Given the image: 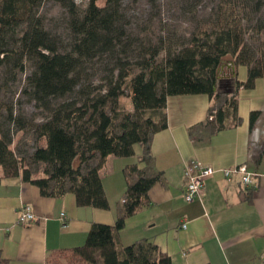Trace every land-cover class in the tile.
I'll return each mask as SVG.
<instances>
[{
  "label": "trees",
  "instance_id": "obj_1",
  "mask_svg": "<svg viewBox=\"0 0 264 264\" xmlns=\"http://www.w3.org/2000/svg\"><path fill=\"white\" fill-rule=\"evenodd\" d=\"M43 1L0 0V70L14 79L30 66L21 92L46 112L27 126L12 104L0 102V178L20 177L43 196L71 193L77 206L107 208L100 168L109 155L131 156L135 144L144 148L142 161L149 159L153 134L167 127L168 96L206 94L213 105L204 124L219 130L238 122L237 90L253 88L264 76V41L254 49L246 42L249 30L264 32V0H211L214 7L186 38L156 43L127 33L122 0H105L104 6L88 0L81 10L71 0H57L68 9L73 37L64 48L43 22ZM227 56L236 69L245 67L246 78L238 81L235 71L232 88L222 92L217 72ZM123 96L127 108L120 105ZM259 115L250 113V129ZM6 122L35 135L38 144L27 157L11 148ZM124 174L114 224L93 223L83 245L52 252L46 264H172L149 241L120 244L125 218L149 204L148 190L161 176L137 164Z\"/></svg>",
  "mask_w": 264,
  "mask_h": 264
},
{
  "label": "crops",
  "instance_id": "obj_2",
  "mask_svg": "<svg viewBox=\"0 0 264 264\" xmlns=\"http://www.w3.org/2000/svg\"><path fill=\"white\" fill-rule=\"evenodd\" d=\"M245 67L236 69L244 81ZM238 122L219 130L204 124L213 99L206 94L171 95L167 127L153 134L149 159L135 144L126 157L109 155L99 170L107 208L77 206L74 196L41 195L20 177L0 178V264H46L47 255L83 245L93 223L113 225L126 189L124 170L137 164L160 180L148 190L149 204L125 218L118 232L123 246L149 241L172 264H260L264 252V76L253 88L237 90ZM258 111L252 129L249 115ZM196 160L214 169L194 201L182 197L183 168ZM245 164L250 183L223 169ZM1 175V168H0ZM134 179V177H133ZM31 207L35 221L16 223L17 209ZM64 215V225L60 214ZM185 222V228L181 224Z\"/></svg>",
  "mask_w": 264,
  "mask_h": 264
},
{
  "label": "rangeland",
  "instance_id": "obj_3",
  "mask_svg": "<svg viewBox=\"0 0 264 264\" xmlns=\"http://www.w3.org/2000/svg\"><path fill=\"white\" fill-rule=\"evenodd\" d=\"M81 10L88 0H71ZM104 6L105 0H95ZM211 0H122V25L127 33L138 38L156 43L160 38L176 40L184 39L196 29L201 19L214 7ZM39 13L46 28L54 35L61 48L72 42V34L67 27L68 9L57 0H44ZM264 41V32L251 30L246 35V42L253 49ZM30 71L27 66L24 72H17L14 79L12 73L0 70V102L12 104L14 114L20 122L27 126L31 121L40 122L46 112L38 107L28 96L22 94L25 87V76ZM236 67L230 56L224 57L218 68V88L225 92L232 88ZM120 105L129 107L127 96L120 98ZM11 134V148L20 156L27 157L37 146L35 135L28 129H19L18 125L5 123ZM42 165L39 166V171ZM40 175V173L38 174Z\"/></svg>",
  "mask_w": 264,
  "mask_h": 264
},
{
  "label": "built area",
  "instance_id": "obj_4",
  "mask_svg": "<svg viewBox=\"0 0 264 264\" xmlns=\"http://www.w3.org/2000/svg\"><path fill=\"white\" fill-rule=\"evenodd\" d=\"M212 115L209 118L212 119ZM214 169L204 165L199 161L191 160L185 163L183 168V187L182 197L186 202L194 201L204 190V180L213 173ZM233 174H239L241 182L245 185L250 183V174L245 164L235 165L231 168L223 169L225 178L230 179ZM60 221L64 225L65 218L61 213ZM35 214L28 205H22L17 209L16 223L20 225H29L35 221ZM186 223L181 224L185 228ZM260 264H264V252L261 255Z\"/></svg>",
  "mask_w": 264,
  "mask_h": 264
}]
</instances>
